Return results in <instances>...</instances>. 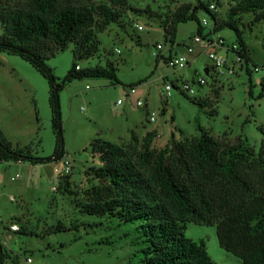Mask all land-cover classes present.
<instances>
[{"label":"rangeland","instance_id":"374dc122","mask_svg":"<svg viewBox=\"0 0 264 264\" xmlns=\"http://www.w3.org/2000/svg\"><path fill=\"white\" fill-rule=\"evenodd\" d=\"M24 0H0V9H10ZM107 3V0H96ZM197 6L196 0H132L128 7L118 9L119 18L103 33L97 34L99 53L88 61H78L81 68L105 65L117 61L120 84L109 79L73 80L60 93L62 124L66 157L58 163L32 165L28 162L0 163V241L11 253L22 255L16 264H138L134 256L135 226L120 224L117 219L86 216L82 207L87 203L86 191L99 185L94 172L102 166L93 154L91 144L102 139L125 150H140L148 133H155L151 149L159 152L175 142L192 141L201 136L198 130L211 133L223 146H236L239 152L254 161L264 142V95L261 73L252 74L255 85L249 95V76L245 68L236 65L233 76L216 81L207 76L211 68L208 54L199 51L197 58L189 56L184 47L192 44L198 22L180 24L176 43L172 47L164 40L162 29L166 19L183 4ZM229 6L222 1L219 16L224 18ZM199 19H211L204 11ZM254 16L241 18L245 25L243 39L253 64L264 66V21L250 27ZM141 27L142 30L138 28ZM208 31V29H207ZM3 29L0 25V36ZM225 45L217 49L219 55L233 66L237 57L228 49L239 45L233 30L223 29L216 35ZM162 44L163 51L156 45ZM118 49L121 54H117ZM73 46L46 61L53 69L57 82L67 75L74 62ZM170 54L189 57V65L171 68ZM214 76V75H213ZM203 78L207 85L193 81ZM191 85L193 94L173 89L170 96L163 93L165 85ZM136 92L128 97L130 89ZM218 95V101L216 96ZM50 88L47 80L28 62L16 55L0 52V130L16 148H28L33 155L49 157L55 148L52 113L49 104ZM187 96V97H186ZM190 98L212 104L200 108ZM144 105L138 107L137 101ZM121 101L120 105H117ZM167 101L163 113L162 102ZM217 111L215 116L208 112ZM155 116V122L147 120ZM72 165L71 194L55 191L64 161ZM252 176L254 171L250 172ZM20 176L15 181L12 178ZM11 199H14L12 201ZM9 223L22 226L25 234L5 231ZM78 227L47 235L55 226ZM94 225L86 226L85 225ZM132 232V233H131ZM126 233H130L126 235ZM187 238L203 240L207 252L217 264H242L241 260L224 251L217 240L216 227L187 224ZM12 264V263H8Z\"/></svg>","mask_w":264,"mask_h":264},{"label":"trees","instance_id":"16d2710c","mask_svg":"<svg viewBox=\"0 0 264 264\" xmlns=\"http://www.w3.org/2000/svg\"><path fill=\"white\" fill-rule=\"evenodd\" d=\"M130 1L24 0L16 2L10 9L5 6L0 9L3 29L0 52L19 56L47 80L55 135L53 154L39 157L27 147L15 148L0 130V163L46 165L65 159L60 93L73 80L103 78L120 84L117 61L86 68L79 67L78 61H88L99 53L97 34L114 23L120 15L118 9L128 7ZM222 1L229 6L224 18L218 14ZM196 2L198 5L194 7L186 3L181 5L166 19L162 26L165 42L171 47L175 45L178 26L190 21L198 22L196 35L202 38L217 35L226 28L233 30L239 45L238 50L233 46L229 52L240 58V68H245L249 76V95H252L255 87L252 74L260 66L253 64L250 69L252 59L243 39L241 25H245L241 18L253 15L250 27L264 21V0ZM211 6L215 7L214 11ZM200 11L206 12L211 23L198 18ZM203 20L208 21V27ZM69 45L73 46L74 62L65 78L57 82L46 61L65 52ZM172 57L170 54L161 59L168 63ZM206 69L207 76L214 79L212 68ZM259 84L262 98L264 76ZM173 86L183 93L177 85ZM189 99L200 108L212 106ZM216 99L218 104V95ZM167 103L162 102L163 113ZM216 112L209 111L208 114L215 116ZM198 130L201 136L197 139L175 142L159 152L151 149L155 138L153 132L148 133L137 152L95 139L91 149L102 164L94 172L99 185L86 191L87 203L81 212L86 216L117 219L127 227L135 226L134 256L139 258L138 264H217L207 252L203 240L196 242L185 236L187 224L216 227L217 240L224 251L240 259L242 264H264V142L258 157L248 161L238 147L223 146L211 133L201 128ZM252 171L255 172L253 176ZM55 191L71 194L70 174L60 176ZM22 228L20 226V230L14 233L25 234ZM73 230L79 228L59 224L47 235ZM5 231L10 232L8 228ZM21 256L11 253L0 241V264H16Z\"/></svg>","mask_w":264,"mask_h":264},{"label":"built area","instance_id":"2783aa9c","mask_svg":"<svg viewBox=\"0 0 264 264\" xmlns=\"http://www.w3.org/2000/svg\"><path fill=\"white\" fill-rule=\"evenodd\" d=\"M211 10H215L214 6L210 7ZM203 24L205 26H209V23L207 20H203ZM139 30H142L141 27L138 28ZM225 40L223 38H218L216 35L214 36H209L207 38H202L200 36H193L192 38V44L184 47L186 49V52L189 56H193L195 54V50H194V46H199L201 52H204L206 50H210L212 49L213 51L210 52L208 54V59L211 61V68H212V73H213V78L214 81H216L218 78L224 77V76H233L235 75L236 72V65L240 64L241 66V60L238 56L236 61L234 62L233 66L230 65V67L227 66V61L225 58H223L221 55L218 54L217 49L219 48H223L225 45ZM157 50L160 52L163 51L164 46L162 44H158L156 45ZM234 49L238 50L237 46H234ZM230 49H228L229 51ZM117 54H120L119 50H116ZM190 58L186 57V56H177V55H173V57L169 60L168 65L171 68L174 69H182L185 68L186 66H188L190 60ZM256 73H261L264 76V66L263 67H257L254 69ZM193 84H196L198 86H205L207 85V81L203 78L198 79L197 81H193ZM175 89V87L173 85H165L164 86V95L166 97L170 96L172 93V90ZM181 91L183 92H189L190 94L194 93V90L192 89L191 85H182L180 88ZM136 89L135 88H131L130 89V93L128 94V97H130V95L135 94ZM121 101H118L117 105H120ZM136 105L138 107H142L144 104L141 101H137ZM148 121L151 122H155V116L154 114L149 115L148 116ZM56 172H58V174L60 176L62 175H69L72 171V165L70 164L69 161H64V165H63V169L61 171H58L57 169H55ZM20 176H16L15 178H12V181H15L16 179H18ZM12 201H14V199H11ZM0 223H2V220L0 218ZM5 228H8L9 231L11 233L14 232H18L20 230V225L17 223H9L8 225L5 226ZM27 264L31 263V259H27L26 260Z\"/></svg>","mask_w":264,"mask_h":264},{"label":"crops","instance_id":"0c3cea01","mask_svg":"<svg viewBox=\"0 0 264 264\" xmlns=\"http://www.w3.org/2000/svg\"><path fill=\"white\" fill-rule=\"evenodd\" d=\"M219 49H220V48H219ZM199 51H201L200 48H199ZM194 55H195V54H194ZM194 55H193V56H194ZM198 56H199V54H196V55L194 56V58H197Z\"/></svg>","mask_w":264,"mask_h":264},{"label":"water","instance_id":"95a60500","mask_svg":"<svg viewBox=\"0 0 264 264\" xmlns=\"http://www.w3.org/2000/svg\"><path fill=\"white\" fill-rule=\"evenodd\" d=\"M205 73H206V75H207V73H208V70H207V69L205 70Z\"/></svg>","mask_w":264,"mask_h":264}]
</instances>
